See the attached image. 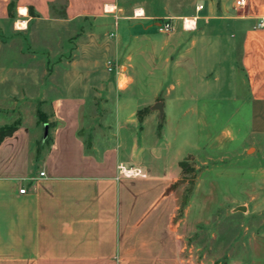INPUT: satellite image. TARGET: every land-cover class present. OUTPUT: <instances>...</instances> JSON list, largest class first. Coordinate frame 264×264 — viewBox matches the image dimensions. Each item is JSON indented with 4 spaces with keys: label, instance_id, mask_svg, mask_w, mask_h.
I'll return each instance as SVG.
<instances>
[{
    "label": "crops",
    "instance_id": "1",
    "mask_svg": "<svg viewBox=\"0 0 264 264\" xmlns=\"http://www.w3.org/2000/svg\"><path fill=\"white\" fill-rule=\"evenodd\" d=\"M61 1L57 14L59 0H0V33L23 39L25 64L60 71L26 65L43 85L29 101L49 108L52 126L35 113L0 141V264H194L180 260L171 188L188 158L224 165L251 150L255 187L264 0ZM100 111L104 130L88 145L86 120ZM12 122L0 111V128Z\"/></svg>",
    "mask_w": 264,
    "mask_h": 264
},
{
    "label": "rangeland",
    "instance_id": "2",
    "mask_svg": "<svg viewBox=\"0 0 264 264\" xmlns=\"http://www.w3.org/2000/svg\"><path fill=\"white\" fill-rule=\"evenodd\" d=\"M57 6L56 12L60 14L61 0ZM22 41V38L12 37V28L11 33L6 32L4 36L0 33V111L7 117L12 116V124L23 122L25 127L32 128L36 109L44 112L49 108L42 107L39 101L32 102L42 95L43 85L39 79L26 75V65L32 67L36 76L43 72L45 62L38 58L25 64L30 55L18 53ZM54 65L48 61L45 68L56 73ZM106 66L108 72H118L116 62H108ZM126 82V78L121 77L120 86L124 87ZM57 94L52 91L47 99ZM128 104L132 107L133 103ZM112 105L114 112L115 105ZM98 114L100 118L90 117L84 126L83 135L88 145L104 130V113ZM45 118V124L52 125ZM218 128V125H210V135ZM249 154L224 165H217L215 159H209L204 165L192 158L186 160L182 176L171 188L177 197L173 226L180 260L194 264H264V156L257 158L253 187L249 181ZM238 207H243L244 211H239Z\"/></svg>",
    "mask_w": 264,
    "mask_h": 264
},
{
    "label": "trees",
    "instance_id": "3",
    "mask_svg": "<svg viewBox=\"0 0 264 264\" xmlns=\"http://www.w3.org/2000/svg\"><path fill=\"white\" fill-rule=\"evenodd\" d=\"M13 5H14V2L12 1L9 5V11H10V17H12V8H13ZM36 116H37V119H38V122L41 123V124H45L47 123L46 122V118H45V115L42 113V111L40 109H36ZM20 125V123H14L12 125H9V126H5V127H2L0 128V141L3 140V138L13 134L16 129L18 128V126ZM49 127H51L52 125H49ZM44 144L47 143V145L50 144V138L49 137H46L45 140L43 141ZM181 169L182 170H185V162L181 163ZM187 173L189 171H186Z\"/></svg>",
    "mask_w": 264,
    "mask_h": 264
},
{
    "label": "built area",
    "instance_id": "4",
    "mask_svg": "<svg viewBox=\"0 0 264 264\" xmlns=\"http://www.w3.org/2000/svg\"><path fill=\"white\" fill-rule=\"evenodd\" d=\"M235 4H236L237 7H242L245 4V0H237ZM257 27L258 28H264V21L263 20H260L258 22V24H257ZM159 30H160V32H163V33H170V32L173 31V25H172V23H170V21H164L159 26ZM119 171L122 174L127 175V176L133 175V172H131V171H124L122 167H119ZM39 176L43 177L44 176V173L43 172L39 173ZM19 192L23 194L25 192V189L22 188V189H20Z\"/></svg>",
    "mask_w": 264,
    "mask_h": 264
},
{
    "label": "bare ground",
    "instance_id": "5",
    "mask_svg": "<svg viewBox=\"0 0 264 264\" xmlns=\"http://www.w3.org/2000/svg\"><path fill=\"white\" fill-rule=\"evenodd\" d=\"M190 23H187V24L190 25ZM17 26L19 29H23L25 27V24L24 23H18Z\"/></svg>",
    "mask_w": 264,
    "mask_h": 264
},
{
    "label": "water",
    "instance_id": "6",
    "mask_svg": "<svg viewBox=\"0 0 264 264\" xmlns=\"http://www.w3.org/2000/svg\"><path fill=\"white\" fill-rule=\"evenodd\" d=\"M238 210L239 211H244V208L243 207H238Z\"/></svg>",
    "mask_w": 264,
    "mask_h": 264
}]
</instances>
